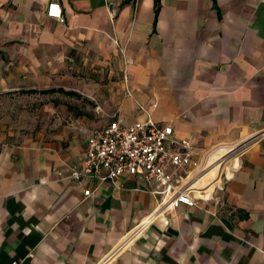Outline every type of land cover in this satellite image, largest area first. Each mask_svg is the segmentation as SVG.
Here are the masks:
<instances>
[{
    "label": "crops",
    "instance_id": "obj_1",
    "mask_svg": "<svg viewBox=\"0 0 264 264\" xmlns=\"http://www.w3.org/2000/svg\"><path fill=\"white\" fill-rule=\"evenodd\" d=\"M154 2L0 0V264H264V0ZM148 119L191 142L188 186L237 149L192 204L63 178L93 130Z\"/></svg>",
    "mask_w": 264,
    "mask_h": 264
},
{
    "label": "built area",
    "instance_id": "obj_2",
    "mask_svg": "<svg viewBox=\"0 0 264 264\" xmlns=\"http://www.w3.org/2000/svg\"><path fill=\"white\" fill-rule=\"evenodd\" d=\"M46 15L64 21L56 2L47 5ZM172 135L170 125L160 126L149 119L129 125L112 121L92 131L80 162L63 178L80 185L85 179L104 182L139 176L163 187L158 207L162 212L181 203L192 204L187 183L200 163L192 158L191 142ZM90 193L89 189L83 192L84 196Z\"/></svg>",
    "mask_w": 264,
    "mask_h": 264
},
{
    "label": "bare ground",
    "instance_id": "obj_3",
    "mask_svg": "<svg viewBox=\"0 0 264 264\" xmlns=\"http://www.w3.org/2000/svg\"><path fill=\"white\" fill-rule=\"evenodd\" d=\"M236 150H237L236 148L235 149H223L211 155V157L209 158L208 165L205 168V170L202 173H200L197 177H195V179L189 184L190 188L195 189L196 191L195 194H201L202 191L200 192V190H204V191L206 190V188L210 184V181L215 178L216 173L222 161L226 159L229 155L235 153Z\"/></svg>",
    "mask_w": 264,
    "mask_h": 264
},
{
    "label": "rangeland",
    "instance_id": "obj_4",
    "mask_svg": "<svg viewBox=\"0 0 264 264\" xmlns=\"http://www.w3.org/2000/svg\"><path fill=\"white\" fill-rule=\"evenodd\" d=\"M46 102L47 101L45 97H36V98L32 96L22 97L21 110H23L24 112L21 113V122H24L27 125H32L35 124L37 120H41L45 114L34 112V108L39 107L41 105L43 107V105H45ZM26 127L23 130H25Z\"/></svg>",
    "mask_w": 264,
    "mask_h": 264
},
{
    "label": "trees",
    "instance_id": "obj_5",
    "mask_svg": "<svg viewBox=\"0 0 264 264\" xmlns=\"http://www.w3.org/2000/svg\"><path fill=\"white\" fill-rule=\"evenodd\" d=\"M154 6H155V14L157 15V13H158V8H159V0H155V2H154Z\"/></svg>",
    "mask_w": 264,
    "mask_h": 264
}]
</instances>
